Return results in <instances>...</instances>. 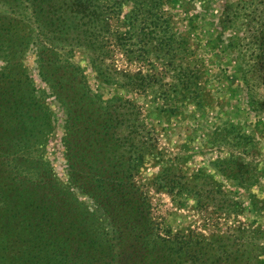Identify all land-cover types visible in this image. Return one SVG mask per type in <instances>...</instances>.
<instances>
[{
  "label": "trees",
  "instance_id": "16d2710c",
  "mask_svg": "<svg viewBox=\"0 0 264 264\" xmlns=\"http://www.w3.org/2000/svg\"><path fill=\"white\" fill-rule=\"evenodd\" d=\"M36 1L39 31L34 33L35 39L49 44L46 40L50 37L52 47L59 50L84 48L106 82L137 91L146 90L164 76L172 81L167 83L173 85V101L199 77L192 75L188 61L185 67L173 64L175 47L186 50L161 10L168 0H132L124 24L114 29L109 20L121 21V0H105L113 2L112 16L102 0ZM36 1L0 3L15 10L23 3L33 9ZM137 22L142 24L139 31ZM20 23L0 16V49L6 52L9 65L8 73L0 75V264H261L263 240L247 248L244 232L236 236L228 231L204 233L197 228L158 231L149 199L131 180L145 153L155 152L151 131L139 118V107L121 97L101 100L89 94L85 85L78 103L64 101L63 94L71 89L67 85L70 69L61 71L63 61L57 50L41 58V69L47 78L56 76L54 90L68 113L65 141L70 180L91 198L93 212L59 184L49 163L31 154L38 127L35 119L43 115V108L33 106L30 87H22L24 93L17 98L16 85L10 86L6 80L19 76L16 81L29 84L18 58L33 32H23ZM143 26L156 34L149 36ZM262 35L250 56L263 62L253 65V73L264 80V32ZM54 39L60 45L53 43ZM116 53L124 60L122 66L130 67L107 63ZM121 74L127 77L125 81ZM125 112L134 118L126 121L120 117ZM179 177L183 175L169 164L154 182L165 179L171 188H183ZM209 196L207 200L212 199Z\"/></svg>",
  "mask_w": 264,
  "mask_h": 264
},
{
  "label": "rangeland",
  "instance_id": "374dc122",
  "mask_svg": "<svg viewBox=\"0 0 264 264\" xmlns=\"http://www.w3.org/2000/svg\"><path fill=\"white\" fill-rule=\"evenodd\" d=\"M102 3L112 16L113 2L102 0ZM131 4L132 0H121V21L111 18L112 29L124 24ZM38 10L37 1L33 9L23 3L15 10L0 3V16L16 18L23 32L27 29L33 32L31 38L25 39L18 58L29 84L16 81L19 76L6 80L10 86L16 85L17 98L24 93L22 87H30L33 106L43 108V115L35 119L38 127L32 157L48 162L58 183L93 212L91 198L70 180L65 141L67 109L54 90L56 76L47 78L41 69V58L59 49L52 47L50 37L46 40L50 45L35 39L34 33L39 31ZM161 10L175 37L185 42L182 47L185 52L180 47L172 52L173 64L182 63L185 67L188 61L192 75L199 74L183 96L172 101L173 85L167 83L172 81L164 76L146 90L137 91L106 82L93 66L90 52L73 46L59 50L63 61L61 71L70 69L67 85L71 89L63 94L64 101L78 103V94L85 85L89 94L101 100L121 97L139 107V118L151 131L155 152L145 153L131 180L149 199L159 232L187 228L204 233L228 231L236 236L244 232L247 248L258 244L259 239L264 243L261 235L264 233V80L261 74L253 73L256 69L253 65L263 62L250 56L263 37L264 0H168ZM136 26L139 31L142 24L137 22ZM47 27L51 29L52 24L48 23ZM143 28L149 36L156 34L146 26ZM53 43L59 42L54 39ZM5 54L0 49V75L8 73ZM114 55L107 63L127 67L128 64L122 66L124 60L118 53ZM119 77L127 79L123 74ZM160 84L163 86L159 89ZM126 113L120 117L126 121L134 118ZM169 164L183 175L179 177L183 188L165 184L168 177L154 182ZM208 193L211 200L206 199ZM256 229L262 233L254 232ZM262 253L259 260L264 264Z\"/></svg>",
  "mask_w": 264,
  "mask_h": 264
}]
</instances>
